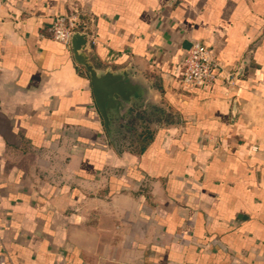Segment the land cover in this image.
Masks as SVG:
<instances>
[{
  "label": "crops",
  "instance_id": "crops-1",
  "mask_svg": "<svg viewBox=\"0 0 264 264\" xmlns=\"http://www.w3.org/2000/svg\"><path fill=\"white\" fill-rule=\"evenodd\" d=\"M57 15L154 83L114 141ZM0 264H264V0H0Z\"/></svg>",
  "mask_w": 264,
  "mask_h": 264
},
{
  "label": "water",
  "instance_id": "water-1",
  "mask_svg": "<svg viewBox=\"0 0 264 264\" xmlns=\"http://www.w3.org/2000/svg\"><path fill=\"white\" fill-rule=\"evenodd\" d=\"M71 47L75 60L90 76L97 107L114 141L120 133L119 124H125L135 110H149L153 105L154 83L147 80L133 64L119 69L95 65L88 53L90 45L87 32L73 31ZM248 60L249 56L243 60V65Z\"/></svg>",
  "mask_w": 264,
  "mask_h": 264
},
{
  "label": "built area",
  "instance_id": "built-area-1",
  "mask_svg": "<svg viewBox=\"0 0 264 264\" xmlns=\"http://www.w3.org/2000/svg\"><path fill=\"white\" fill-rule=\"evenodd\" d=\"M80 24L71 21L69 17L57 15L51 31L56 40L71 46L73 31H83ZM232 76V72L222 75L219 61L211 49L199 41H192L185 54L184 68L178 80L189 87H205L212 85L218 78H224L229 83Z\"/></svg>",
  "mask_w": 264,
  "mask_h": 264
},
{
  "label": "rangeland",
  "instance_id": "rangeland-1",
  "mask_svg": "<svg viewBox=\"0 0 264 264\" xmlns=\"http://www.w3.org/2000/svg\"><path fill=\"white\" fill-rule=\"evenodd\" d=\"M123 131H124V130H123ZM128 132H129V131H128ZM123 133H124V132L121 131L119 134H121V136H123Z\"/></svg>",
  "mask_w": 264,
  "mask_h": 264
}]
</instances>
